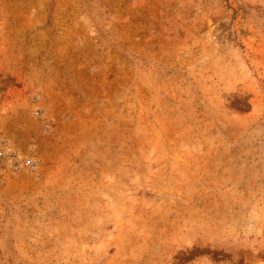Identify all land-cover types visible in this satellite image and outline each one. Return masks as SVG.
Returning <instances> with one entry per match:
<instances>
[{"label":"rangeland","instance_id":"1","mask_svg":"<svg viewBox=\"0 0 264 264\" xmlns=\"http://www.w3.org/2000/svg\"><path fill=\"white\" fill-rule=\"evenodd\" d=\"M0 264H264V0H0Z\"/></svg>","mask_w":264,"mask_h":264}]
</instances>
